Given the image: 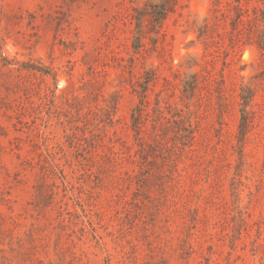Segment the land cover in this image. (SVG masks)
Here are the masks:
<instances>
[{
  "label": "rangeland",
  "instance_id": "rangeland-1",
  "mask_svg": "<svg viewBox=\"0 0 264 264\" xmlns=\"http://www.w3.org/2000/svg\"><path fill=\"white\" fill-rule=\"evenodd\" d=\"M178 1L0 0V264H264V55Z\"/></svg>",
  "mask_w": 264,
  "mask_h": 264
},
{
  "label": "trees",
  "instance_id": "trees-1",
  "mask_svg": "<svg viewBox=\"0 0 264 264\" xmlns=\"http://www.w3.org/2000/svg\"><path fill=\"white\" fill-rule=\"evenodd\" d=\"M249 1L250 0H234L224 7L221 6L219 0H213V25L211 27L205 22L203 34H205L206 31L213 30L219 37L220 33H218L217 29L228 20V25L230 27L228 34L238 39L239 36L243 35V32H247L248 30L258 38V47L264 55V0H255L254 6L251 8L248 4ZM178 5V0H147L144 8L134 10V15H132L134 24H136V29H140L141 25L144 24V19H146L149 24H153L155 28H161L165 18L169 14L174 13ZM136 40L140 43L139 36L136 37Z\"/></svg>",
  "mask_w": 264,
  "mask_h": 264
}]
</instances>
